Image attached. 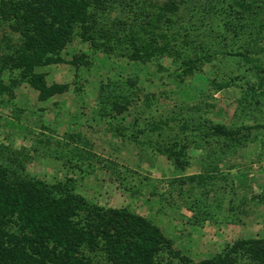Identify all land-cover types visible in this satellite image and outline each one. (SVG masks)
Returning a JSON list of instances; mask_svg holds the SVG:
<instances>
[{
    "label": "trees",
    "instance_id": "16d2710c",
    "mask_svg": "<svg viewBox=\"0 0 264 264\" xmlns=\"http://www.w3.org/2000/svg\"><path fill=\"white\" fill-rule=\"evenodd\" d=\"M0 25L17 34L16 40L5 34L0 38V95L12 94L22 82L36 88L41 101L66 92L65 85L48 84L46 73L35 69L64 61L63 50L77 37L94 55L104 54L108 60L124 56L147 65L169 56L174 67L170 75L180 82L205 64L237 58L251 76L237 83L214 75L210 81L215 91L232 86L239 89L237 102L243 106L264 104V0H0ZM83 57L74 54L69 61L75 77L80 65L91 66ZM167 68L159 63L161 72L168 73ZM7 70L9 83H4L2 74ZM137 77V72L118 73L98 81L92 113L113 135L147 142L138 140L139 134H161L176 124L179 132L194 128L172 113L139 125V116L151 108L154 95L138 97ZM208 89L200 96L209 98ZM124 114L136 115L126 125L109 120L118 116L122 120ZM206 129L228 137L245 129L247 137L252 126L229 130L217 123ZM68 137L90 144L79 132ZM176 144L155 142V148L179 155L180 151H171ZM83 154L91 157L88 150ZM176 163L183 162L176 158ZM24 169L21 163L10 170L0 162V264H264V234L237 238L194 259L145 216L128 207L88 200L75 191L71 178L49 182ZM197 178L201 184L203 178L195 175L187 181ZM234 194L242 217L264 204V190L251 196L236 195L235 190ZM192 200L194 219L212 217L209 209L198 206V198ZM198 210L204 215L199 216Z\"/></svg>",
    "mask_w": 264,
    "mask_h": 264
},
{
    "label": "rangeland",
    "instance_id": "374dc122",
    "mask_svg": "<svg viewBox=\"0 0 264 264\" xmlns=\"http://www.w3.org/2000/svg\"><path fill=\"white\" fill-rule=\"evenodd\" d=\"M3 34L17 39V34L0 25V38ZM87 48L76 37L63 50L64 61L35 69L46 73L48 84L65 85L66 92L41 101L39 91L22 82L12 94L0 95V162L10 170L21 163L24 173L49 182L71 178L75 191L88 200L128 207L152 220L194 259L218 251L237 238L264 234V204L255 212L252 207L251 214L242 217L234 194L235 190L236 195L251 196L264 190V104L243 106L237 102L238 88L215 91L210 81L215 75L244 83L252 74L244 62L230 57L214 65L205 64L180 82L170 75L174 67L169 56L140 65L124 56L108 60L104 54L94 55ZM74 54L86 55L91 62L89 69L79 66L78 77L74 64L69 62ZM159 63L169 72H161ZM128 72L139 74V98L154 95L151 108L140 114L139 125L172 113L184 117L188 128L192 122L194 128L179 132L176 124L161 134H139L138 140L147 142L113 135L105 121L92 113L98 81ZM8 75V70L3 72L4 83H9ZM207 89L211 96L201 97ZM138 105L143 107L142 103ZM134 116L124 114L122 120L121 116L109 120L126 125ZM217 123L229 130L242 125L252 129L247 137L245 129L239 135L217 136L206 129ZM78 132L89 145L84 146L78 138L69 141L68 134ZM155 142H176L171 151L180 154L159 153ZM84 149L91 157L83 154ZM176 158L183 163L177 164ZM190 175L203 181L196 183L197 178L189 182ZM195 198L199 199V207L209 209L211 218L194 219L189 205ZM201 211L199 216L204 215Z\"/></svg>",
    "mask_w": 264,
    "mask_h": 264
}]
</instances>
